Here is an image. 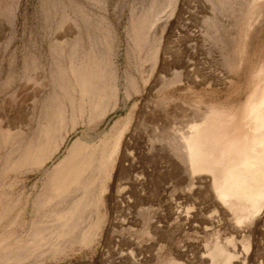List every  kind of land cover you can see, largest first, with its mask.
Wrapping results in <instances>:
<instances>
[{
  "label": "rangeland",
  "instance_id": "rangeland-1",
  "mask_svg": "<svg viewBox=\"0 0 264 264\" xmlns=\"http://www.w3.org/2000/svg\"><path fill=\"white\" fill-rule=\"evenodd\" d=\"M19 1L17 19L12 24L7 13L9 0H0V251L6 238L28 236L34 222L55 223L46 210L37 214L33 206L43 196V207H47L49 172L63 157L39 170L27 166L15 169L8 158L12 141L35 140L45 107L56 89L53 61L58 64L63 56L50 49V40L57 34L51 1ZM186 1L183 8L179 1L178 14V7L173 13L174 3L159 0L149 31L151 41L143 46H138L135 39L136 17L144 13L150 0H108L104 12L94 8L85 20L83 49L92 56L100 51L110 54L120 86L119 106L101 122L90 121L92 110L88 107L84 122L72 136L87 133L98 142L103 139L110 143L120 132L124 136L118 155L103 176L105 180L102 178L99 215L103 222L93 244L75 245L40 264H212L200 254L220 243L234 254L232 264H264V219L246 220L240 226L235 215L211 208L207 215L216 222L207 220V230L180 231L174 225L157 222L158 216L166 215L182 197V159L178 155L169 157L166 152H171L170 145L182 142V121L186 123L187 112L208 107L213 115L212 132L221 137L233 129L234 125L225 123L227 119L241 113L254 85L264 77V0L249 8V16L245 13L241 17L230 12L220 16L211 8L203 12L201 5L207 0ZM187 8L194 11L189 17ZM186 18L189 31L183 29ZM161 19L168 21L166 28L160 24ZM211 20H217L219 27H212ZM75 34L71 32L69 39ZM194 34L200 40H195ZM153 35L157 37L155 43ZM212 35L216 37L212 39ZM157 41L161 42L158 62L150 55ZM29 56L36 60L31 70L26 69ZM187 60H197L200 67L221 74L228 82L201 85L182 81ZM28 74H32L31 79ZM129 76L135 78V85ZM74 91L80 113L81 90L76 87ZM66 104L70 106V102ZM25 205L28 210L23 212ZM122 218H131L130 226L123 225ZM248 242L250 249L245 251Z\"/></svg>",
  "mask_w": 264,
  "mask_h": 264
},
{
  "label": "bare ground",
  "instance_id": "bare-ground-1",
  "mask_svg": "<svg viewBox=\"0 0 264 264\" xmlns=\"http://www.w3.org/2000/svg\"><path fill=\"white\" fill-rule=\"evenodd\" d=\"M48 1L53 4L57 16V34L50 40V49L63 55L58 64L53 61L51 68L56 89L45 107L44 120L40 123L35 140L28 143L22 138L12 141L8 158L15 169L27 166L32 170H39L63 155L49 172L50 196L47 207H43V196L37 198L33 206L37 214L46 210V215L54 217L55 223L42 225L37 224V221L34 222V229L28 236L15 234L6 238L8 240L1 245L0 264H40L56 258L58 253L75 245L87 247L93 244L103 222L99 215L102 178L109 164L118 155L124 136L120 132L113 143L103 139L98 142L97 137H90L86 132L83 135L72 136L84 122L88 107L92 110L90 121L100 119L101 122L109 111L118 105L120 86L117 83L116 65L112 62L110 54L100 51L98 55L92 56L83 49L82 45L86 28L85 20L92 15L94 8L100 13L104 12L108 0ZM168 1L174 3L173 13H175L177 7L179 8L180 0ZM185 1L182 0V8ZM258 1L207 0L201 7L203 12L211 8L220 12V16L221 13L230 12L232 16L241 17L245 13L249 16V8ZM19 2V0H9L7 5V13L12 24H15L17 19L16 9ZM90 4L94 7L92 8ZM158 8L159 0H150L144 13L136 17L135 39L138 46L146 45L151 41L149 31L154 24V14ZM178 10L180 14V8ZM192 12L194 11L187 8L188 17ZM185 20L183 29L189 31V21L187 18ZM159 22L165 28L168 25L166 20L161 19ZM210 24L214 28L219 25L217 20H211ZM212 31L216 32V29ZM71 32H76L73 39H69L68 36ZM193 37L195 40H200L199 35L194 34ZM152 39L155 43L157 37L153 35ZM158 46H161V42L157 43V47L155 45V49L150 54L156 62L159 57ZM35 65V58L29 56L26 59V69L31 70ZM220 75L213 70L200 67L197 60H187L182 70V81L201 85L208 82L223 85L228 82ZM31 77L32 74H28V78ZM128 78L132 85L136 84L135 78L131 76ZM76 87L81 90L78 102L80 113H77L76 107L77 98L74 91ZM67 101L70 102L71 107L66 104ZM211 115L212 111L208 107L190 108L189 113L185 115L189 116L186 123L183 122L185 120L182 121V142L170 145L171 152H166L169 157L178 155L182 159L184 188L180 201L170 206L168 213L162 217L158 216L156 221L174 225L180 231L207 230V226L204 225L207 224L205 223L207 220L212 224L216 222L212 216L207 215V211L211 208L225 215L227 213L235 215L238 224L253 218L257 222L264 219V77L254 85L241 113L228 118L225 122L234 125L230 132L221 137L216 136L212 132ZM118 123L119 120L112 128ZM204 194L206 196H202ZM14 206L16 208L18 204ZM27 210L28 205H25L23 212ZM217 216L219 217V214ZM130 219H123L122 224L130 226ZM220 244H216L213 249H205L200 254L201 259L209 260L212 264H232L235 261L234 254ZM243 249L249 251L250 243L248 242ZM171 263L182 264L178 261Z\"/></svg>",
  "mask_w": 264,
  "mask_h": 264
}]
</instances>
